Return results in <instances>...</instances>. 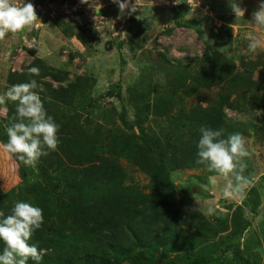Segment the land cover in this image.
Wrapping results in <instances>:
<instances>
[{
	"label": "rangeland",
	"instance_id": "obj_1",
	"mask_svg": "<svg viewBox=\"0 0 264 264\" xmlns=\"http://www.w3.org/2000/svg\"><path fill=\"white\" fill-rule=\"evenodd\" d=\"M12 2L22 5L27 0ZM28 2L34 4L39 20L0 40V94L13 85L9 75L14 71L18 80L35 79L48 93L50 85L56 88L66 86L69 79L80 80L89 85V100L97 111L105 112L103 116L84 112V122L88 115L93 125L112 127L104 119L108 115L112 121L115 115L121 129L139 132L137 125L131 130L121 122L122 114L129 122L142 121L150 132L175 133L176 144L184 145L192 140V135L200 134L203 108L214 106L220 93H233L234 107L225 110L227 123H235L234 128L239 131L235 133H241L247 140L252 155L245 158L244 175L255 174L254 183L246 189L244 199L227 200L222 192L227 178L217 176L215 189L205 190L208 177L216 175L208 167L175 169L172 182L179 205L177 213L185 212L186 216L180 220L184 225H192L190 232L197 225L207 232L217 228L220 219L240 214L235 208L246 199L244 209L248 215L240 214L239 218L251 224L244 234L246 240L241 243L250 245L252 253L258 249L259 254H254L252 261L264 264V48L254 54L247 50L249 34L264 39V28L251 22L261 0H237L247 9L239 19L232 13L229 0H191L193 7L188 0H180L179 4L175 0H139L137 12L131 15L127 11L121 15L112 0ZM177 13L196 24L179 26L175 21ZM208 44L210 51L205 54ZM37 58L43 59L61 78L66 77L65 80L53 79ZM29 67L38 68L39 75H30ZM79 99L80 95L74 106ZM9 103L13 104L12 112L7 102L0 105V123L9 115H12L9 118L16 115V103ZM160 103L162 110H158ZM1 136L4 140L0 138V186L8 190L21 183L20 168L25 165L3 148L7 142L5 123L0 126ZM114 159L126 175L127 184L136 185L145 193L156 191L149 176L132 161L118 156ZM253 187L257 188L261 204L252 213L259 200L257 193H250ZM190 205L206 219L199 220L196 212L192 216L194 210ZM209 208L213 209L211 214ZM254 237L260 241L258 247ZM225 240V233L224 239L215 236L217 257L232 256L237 249L233 250V244H224ZM176 257V253H171L165 260L167 264H179Z\"/></svg>",
	"mask_w": 264,
	"mask_h": 264
},
{
	"label": "trees",
	"instance_id": "obj_2",
	"mask_svg": "<svg viewBox=\"0 0 264 264\" xmlns=\"http://www.w3.org/2000/svg\"><path fill=\"white\" fill-rule=\"evenodd\" d=\"M176 18L179 26L196 24L178 13ZM209 51L208 44L205 54ZM36 61L44 64L53 79L65 80L66 77L61 78L55 69H49L43 59ZM16 74L14 71L9 75L12 84L22 82ZM49 87L52 88L50 93L45 89L40 95L48 114L60 126L58 148L41 157L36 167L22 166L18 186L8 190L0 186V211L5 216L11 213L18 200L43 210V224L31 238V243L45 251L40 264H167L165 259L171 253L177 254L179 264L257 263L252 258L259 254L258 249L252 253L250 245L241 243L242 239L246 240L244 234L251 224L239 218L240 214L245 216L246 199L243 205L235 208L240 214L220 219L214 230L204 232L197 225V229L190 232L192 225H184L180 220L186 214L182 210L177 213L179 205L174 195L172 172L188 167H208L207 163H197L200 134L192 135V140L184 145L176 144L175 133L150 132L142 121L129 122L122 114L121 122L131 130L137 125L139 132L128 133L121 129L115 115L112 121L108 115L104 119L105 123H112V127L102 123L93 125L88 115L86 122L82 120L83 113L103 116L105 112L97 111L89 100L88 84L69 79L66 86ZM232 94L220 93L214 106L203 108L199 119L202 127L223 129L224 137L232 131L239 132L234 128L235 123H227L225 110L234 107ZM79 95L81 99L74 106ZM121 95L119 89L118 97ZM7 104L12 112L13 104ZM162 108L160 103L158 110ZM9 116L1 120L0 126L12 121L13 117ZM114 156L137 165L149 176L156 191L145 193L136 185L127 184L126 175ZM250 193L259 196L253 213V210L258 211L261 197L256 187L251 188ZM190 206L194 210L192 216L196 212L199 220L206 219L195 206ZM224 233L223 243L233 244V250L237 249L232 256L217 257L215 236L224 239ZM254 239L258 247L260 241ZM4 247L0 241V252ZM28 264L36 262L29 260Z\"/></svg>",
	"mask_w": 264,
	"mask_h": 264
},
{
	"label": "clouds",
	"instance_id": "obj_3",
	"mask_svg": "<svg viewBox=\"0 0 264 264\" xmlns=\"http://www.w3.org/2000/svg\"><path fill=\"white\" fill-rule=\"evenodd\" d=\"M112 2L118 5L121 15L126 11L131 15L137 12L139 0L134 4L132 0ZM81 3H88V0H81ZM175 3L181 2L175 0ZM187 3L193 7L191 0ZM229 6L237 19L245 16L247 9L241 7L237 0H229ZM137 19L140 17L137 16ZM37 20L39 18L35 6L28 0L22 5H17L12 0H0V40H4L8 33L23 31ZM251 22L257 28H264V0H261L258 9L252 13ZM247 39L248 52L254 54L258 49L264 48V39L261 37L249 34ZM27 71L30 75H39L36 67H29ZM43 91V86L37 80L31 79L13 84L0 94V105L9 101L16 103V115L5 126L7 142L3 144V148L29 167H36L41 157L57 150L60 142V126L44 106L40 95ZM223 132V129L208 126L200 128L197 163H207L209 171L216 173L208 177V185L203 187L205 190H214L218 182L217 176H222L227 178L222 189L223 197L227 200H242L245 198L246 189L255 180V174L244 175L247 168L245 158L250 159L252 153L241 133L224 137ZM212 212L213 209L209 208V214ZM247 215L248 210L245 209V216ZM43 221V210L30 202L15 201L7 216L0 211V241L5 245L0 252V264H28L29 260L40 264L45 251L31 243V238L41 228Z\"/></svg>",
	"mask_w": 264,
	"mask_h": 264
},
{
	"label": "water",
	"instance_id": "obj_4",
	"mask_svg": "<svg viewBox=\"0 0 264 264\" xmlns=\"http://www.w3.org/2000/svg\"><path fill=\"white\" fill-rule=\"evenodd\" d=\"M110 48H112V44H110Z\"/></svg>",
	"mask_w": 264,
	"mask_h": 264
}]
</instances>
